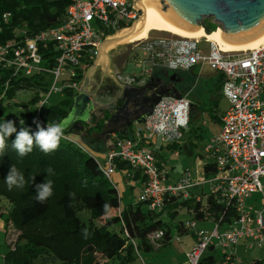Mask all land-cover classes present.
Instances as JSON below:
<instances>
[{"label":"trees","instance_id":"obj_1","mask_svg":"<svg viewBox=\"0 0 264 264\" xmlns=\"http://www.w3.org/2000/svg\"><path fill=\"white\" fill-rule=\"evenodd\" d=\"M71 2L72 0H0V47L6 44L12 47L6 56L11 58L13 48L23 45L27 37H34L40 31L63 22ZM200 26L210 34L218 25L203 20ZM113 32L114 30L108 31L105 35ZM53 51V42H47V47L39 44L44 67L42 71L31 75H26L20 69L16 70L14 65L0 63V122L4 119L14 121L17 132L21 125L16 114L24 119V126H29L32 132L37 131L32 121L38 120V117L42 127L53 122L61 123L72 107L74 96L80 90L73 84L78 87L81 85L84 72L92 64L95 55L94 51L85 50L77 64L68 66L59 81L62 98L58 102L44 105L38 113L35 107L27 111H11L10 104L35 106L47 93L50 73L45 68L55 65L57 53ZM133 56L136 57L137 53ZM163 72L170 71L154 69L151 75L157 76ZM216 72L211 90L220 93L224 77L221 72ZM173 73L179 76L183 72ZM177 85L180 95L185 94V84ZM24 90L33 92L27 105L15 102L16 95ZM209 100V116L213 119L218 99L211 96ZM192 104L200 111V105L192 102L191 106ZM194 116L190 112L188 127L182 131L186 134L185 140L167 143V147L193 153L198 144L196 139L202 138L201 124L193 125ZM106 118L108 115L101 119L92 117V126L82 134L83 139L99 151L105 149V144L95 139L91 132L100 131ZM132 125L129 126L127 135H117L131 137ZM66 130L64 128L59 147L47 155L34 145L31 153L20 158L11 147L16 133L8 138L5 155L0 160V201H6L10 208L6 210L0 203V217L6 226H13L16 236L4 254V264H139L137 253L153 252L170 242L173 236L171 227L181 233L191 230L185 225L187 221L195 223L198 220H210L218 231H226L239 216L234 198L211 189L208 193L191 195L181 192L166 193L158 210L149 209L148 202L141 200L139 196L137 200H129L122 205V193L117 184L103 175L97 158L74 142ZM114 164L116 171H120L124 178L129 174L134 179L145 182V175L141 170L131 166L126 160L115 157ZM11 165L23 172L26 180L36 175L34 182L27 183L23 189L14 187L9 191L4 183V176ZM214 167V162H206L204 174H213ZM48 169H51L50 173L47 172ZM45 178L52 180L53 194L39 203L35 200V185L44 182ZM182 208L189 211L191 219L176 220L178 209ZM165 210H168V219L174 223L171 227L163 218ZM158 231L162 232L160 237L153 238L152 235ZM216 245L215 240L207 245L198 264L222 263L223 255H219L218 259L215 254ZM256 263L264 264V260L236 263L234 254H231L228 261V264Z\"/></svg>","mask_w":264,"mask_h":264},{"label":"built area","instance_id":"obj_2","mask_svg":"<svg viewBox=\"0 0 264 264\" xmlns=\"http://www.w3.org/2000/svg\"><path fill=\"white\" fill-rule=\"evenodd\" d=\"M139 14L134 0H72L63 22L27 37L23 45L13 48L11 58L6 55L12 47L1 46L0 63L14 65L26 75L42 71L39 44L47 47V42H53L57 53L55 65L45 68L50 73V84L47 93L34 106L38 113L51 93L61 91L59 81L68 66L77 64L85 50L95 52L105 33L129 25ZM202 38L210 43L207 49L200 46ZM136 42L137 63L148 69L145 67L139 74L132 75L119 73L118 80L122 84L140 85L154 69L174 72L209 66L223 74L221 95L227 99L228 107L221 115L220 131L204 148L215 163V172L209 177L210 189L234 198L239 216L226 231H218L216 225L211 232L195 229L194 222L189 221L185 225L193 229L195 236L186 254L187 264H198L207 245L214 240L222 249L223 262L228 263L239 239L248 238L259 245L263 241L264 212L252 214L244 208V201L253 192L264 193L261 182L264 178V43L254 49L226 51L205 36H154ZM73 86L81 88V85ZM190 107L186 93L179 97L162 96L131 137L112 136L113 148L106 151L104 166L99 163L103 175L112 179L116 171L115 157L140 169L145 182L139 198L148 202L149 209L153 210L161 208L166 193L187 195L199 182L194 172L185 168L175 183L168 184L166 170L157 164L151 150L141 145V141L159 137L163 142L173 143L180 139L182 131L188 127ZM161 233L158 231L152 237L158 238ZM137 257L139 264H147L141 254L137 253Z\"/></svg>","mask_w":264,"mask_h":264},{"label":"water","instance_id":"obj_3","mask_svg":"<svg viewBox=\"0 0 264 264\" xmlns=\"http://www.w3.org/2000/svg\"><path fill=\"white\" fill-rule=\"evenodd\" d=\"M140 2L141 0H134V7L140 12L139 16L129 25L104 36L96 47L94 57L100 54L105 41L117 40L132 32L135 23L143 15ZM162 4L164 7H161ZM156 7L169 23L187 31L198 30L204 17H213L222 26L220 37L229 44L245 42L264 33V0H158ZM124 29L130 30L121 35L122 37L117 36ZM93 65L92 62L90 66ZM174 76L172 73L171 77ZM150 81L151 78L140 86L121 83L116 97L122 103L109 110L110 115L103 121L101 130L93 131L91 135L103 144H108L114 134L127 135L131 124L143 123L162 96H180L176 88L158 87L155 91L147 92ZM96 103L94 96L83 86L74 96L72 107L62 121L68 134H82L89 129L90 126L86 123L89 122ZM107 148L112 149V143Z\"/></svg>","mask_w":264,"mask_h":264},{"label":"crops","instance_id":"obj_4","mask_svg":"<svg viewBox=\"0 0 264 264\" xmlns=\"http://www.w3.org/2000/svg\"><path fill=\"white\" fill-rule=\"evenodd\" d=\"M171 73H173V72H171ZM84 75H85V72H84ZM84 77L85 76H83V79H82V82H81V88H80L79 91H81L83 86H85L89 93H93V96H94V98L97 101V103L93 107V110H92L93 113L90 116V118H91V117H94L95 113L98 114V110L101 109L104 104L94 93V88L96 87V81L90 80V79L84 78ZM147 77L148 76L145 77V80H146ZM143 83L140 84V85H143ZM140 85H137V86H140ZM220 95H221V92H220ZM208 99H211V97L208 98ZM190 101L192 103L191 99H190ZM15 102L18 103L17 101H15ZM210 107H211V105H210ZM227 107H228V105H227ZM29 108L31 109L32 106H30ZM226 108L225 109H220L218 112H217V110L215 111L213 120L217 121V126L213 129L212 133H210V135L206 139V141H205V143L203 145V151H199L198 152V151L194 150L193 153L189 154L188 152H181V151H179L177 149L172 150L171 148L166 146L167 142L161 141L159 137H153V138L146 139V140L143 139L141 141V145H143L144 147H147V148H149L151 150V152L153 153V155H154V157L156 159L157 164L160 167H162L163 169L166 170L167 183L168 184L175 183L178 180V178L180 177V175L183 172V170L185 168H190L194 172L195 178L199 182H198V184H196L195 186H193V187H191L189 189L188 195L199 194V193H202V192L203 193H208L210 191L211 182L209 181L210 180L209 177L211 175H213L214 173L209 175V176H206L204 174V165H205L206 162H208V161L209 162H214V160L210 156V154L205 150L204 147H205V144L208 142V140L212 136L216 135L220 131V129H221V119L220 118H221V115L224 112V110H226ZM194 110L196 112V108H195L194 104H192V106L190 107V112L194 113ZM200 111H201V113L204 112V108L202 106H201ZM200 111H199V113H200ZM189 119H190V114H189ZM188 123H189V121H188ZM202 123L204 124V121H202ZM134 124L135 123H133V125H132L133 133L135 131H137L138 129H140L142 127L143 123H141V124H137L136 123V126H134ZM86 125H87V123H86ZM77 134L82 139L81 141L78 140V139H75L72 136L71 137L74 140H76L78 143H80L87 151L92 153V151H90V149L86 146L89 143L86 140L83 139V137H82L83 133L82 134L81 133H77ZM182 136H184L183 133H182ZM182 136L180 137V139H178L179 141H182L181 140ZM202 138H203V135H202ZM111 143H112V140H111V142L109 141L108 144H105V149L103 151H99V150H96L94 148V150L96 152H98V153H100L102 155V161L103 162L105 160V153H106L107 150H109L107 148V145H110ZM197 145H196V147H197ZM169 153H172L174 156H180L181 154H185V155L197 157L196 160L199 161V162H197L199 164V166L197 168H195V167L193 168L190 165H186V166L183 167V170L180 171L175 176L174 174H172V172H170L171 170L169 171V169H168L167 155ZM92 154L95 156L94 153H92ZM98 161H99V163H102L100 160H98ZM126 175H128V176H125V178H124V176L121 174L120 171H115L111 178H112V181L115 182L118 185L117 187L119 188L120 193H122V197L124 196L123 198H126V201L137 200V199H135V197L138 198V196L140 195V192H141L142 187H143V183L138 181V180H136V179H134L129 174H126ZM205 186L206 187L208 186V190H206ZM0 203L5 207L6 210H8L10 208L9 204L6 201L1 200ZM244 208L246 210L250 211L254 215H257V213L260 212V211L264 212V193H262V192H253L250 196L246 197L245 201H244ZM180 215H182V217H183L182 220H188V219L192 218V215L189 213V211H186V209H184V208L178 209V212L176 214V219ZM163 218H165V219L169 218L168 210H165L163 212ZM214 227H215V224L212 221H210V220H198V221H196L194 223V228L195 229H202V230H205L207 232L213 231ZM192 230H187V231L181 232V233H178L175 230V232H176L175 233V236H176L175 240L176 241H173L172 238H171L170 242L165 246V248L168 249V253L167 254H169V253H171L173 251V249H175L174 246H173L175 244V242L178 243L176 245V249H178V253L173 251L174 254H169V256H168L169 259H171V260L174 259V262L172 264H187V255L186 254L189 252L190 248L192 247V245L194 244V241H195V236L192 233ZM15 236H16V233L14 231L13 226L11 224H8L6 226V223L4 222L3 218L0 217V264H4V259H3L4 258V254L7 251V249L9 248V243L15 239ZM263 241H264V234H263ZM254 245L255 244H254V242L251 239H248V238L239 239L238 242L232 248V252H233V254L235 256V262L236 263H239V262L248 263V262H250L253 259H263L264 260V254H263L264 251H257L256 252L255 249H254L255 248ZM260 245H262V243ZM260 245L258 244V246H260ZM157 250L159 251L161 249H157ZM163 255L165 257L166 254H163ZM220 255H223L222 249H221V254ZM249 257H251V258H249ZM253 257H259V258H253ZM166 258H162V259L158 258L157 260H155L154 264H164L163 261ZM222 258H223V256H222ZM220 259H221V257H220ZM145 261H146V259H145ZM147 264H152V263H147ZM220 264H228V263H224L222 261V263H220Z\"/></svg>","mask_w":264,"mask_h":264},{"label":"rangeland","instance_id":"obj_5","mask_svg":"<svg viewBox=\"0 0 264 264\" xmlns=\"http://www.w3.org/2000/svg\"><path fill=\"white\" fill-rule=\"evenodd\" d=\"M162 7H164L163 4H162ZM204 20L207 23H213V24L218 25L216 26L214 31H216L217 29H220L221 31L223 30L222 26L216 23L213 17H204ZM172 35H176V34H173L167 31H158V30H152L148 33V37L172 36ZM136 43H137L136 40L116 43L113 47L106 49L105 50L106 53H104V55H101L102 52H100V54H98L97 57L96 56L94 57V60H93L94 65L89 66V68H87V70L85 71L84 78H88L90 80L96 81L99 75L104 76L106 74H112V71L114 67L117 65V63H120V66H119L121 70L120 72L123 75L139 74V72L146 66L143 65L142 63H137V56L136 57L133 56L135 53H137V50H134ZM209 45L210 43L208 41H205L202 38L200 46L207 49ZM152 72L153 71L149 72V74L151 75ZM182 72L183 73H180L181 75L179 74V76H176L177 84H180L182 86H184L183 84H185V86L187 87V90L185 89L184 91H186V93L188 94V97L192 100L193 103L201 105L204 108V112L202 113L201 111L199 113V110H196V112L194 110V113H193L195 114L194 116L195 121L193 125L201 124V128H202L203 138L196 139L197 140L196 142L198 143V145L194 149L195 151L199 152V151H203V145L206 139L208 138L210 133H212L213 129L217 126V121L211 119L209 116V111H211V108H210V103H209L210 100L208 98L212 96L213 98L218 99V105L216 108L217 112L220 109H225L228 105V101L225 97L220 95L219 91L215 92L211 90L214 85L215 78L217 75L216 70L211 69L209 66H203V67L195 66V67H192L190 70L182 71ZM174 74L176 75V73ZM183 75L185 76L184 78H182ZM32 95H33V92L31 90L21 91L16 95L15 101L23 105H27L28 103L27 101L32 97ZM61 98H62L61 91L56 90L55 92L51 93L45 106H47L48 104H54L58 102ZM30 106L21 107L19 105L10 104L9 108L11 111L17 112L19 110L27 111L30 109L29 108ZM202 121H204V124L202 123ZM134 126H136V123L134 124ZM70 135L74 137L75 139H78L80 141L82 140L77 133H70ZM185 138H186V134L182 136L181 140L184 141ZM86 146L90 149V151H92V153L95 154L96 158L102 162V166H104L103 164L104 162L102 161V155L96 152L94 148L90 146V144H87ZM196 158L197 157L189 156L185 154H181L180 156H174L172 153H169L167 155L168 169L169 171L171 170L170 172H172V174L176 176L180 171L183 170V167L186 165H190L193 168L194 167L197 168L199 166L197 162L199 161L196 160ZM261 182L264 185V178L261 179ZM205 188L206 190H208V186L207 187L205 186ZM123 197L121 199L122 205H124V203L126 202V198H123ZM135 199H137V197H135ZM182 218H183L182 215H180L177 217L176 220H182ZM164 220L167 222V224L170 225V227L174 224V223H171L169 219H164ZM171 229H172V235H173L172 240L176 241L175 240L176 239L175 228L171 227ZM177 244L178 243L175 242V244L173 245L175 248L173 249V251L178 253V249H176ZM254 247H255L254 249L256 252L264 251V241L262 242V245L258 246V244H255ZM160 249L161 250L159 251L155 250L153 252L141 253V254L142 256H144L143 258L146 259L147 263L154 264L155 260H157L158 258L162 259V258L167 257L163 261V263L172 264L174 262V259L171 260L168 258V256L169 254H174V252L172 251L171 253L167 254L168 249H166L165 247L160 248ZM163 254H166L165 257ZM215 254L217 255V258L219 259V255L221 254V248L218 245H216ZM253 258H259V257H253Z\"/></svg>","mask_w":264,"mask_h":264},{"label":"clouds","instance_id":"obj_6","mask_svg":"<svg viewBox=\"0 0 264 264\" xmlns=\"http://www.w3.org/2000/svg\"><path fill=\"white\" fill-rule=\"evenodd\" d=\"M16 114V113H14ZM21 125L17 132L15 122L12 120H3L0 122V160L5 155L8 138L11 134L16 133L15 139L11 142L12 149L15 150L18 157L23 158L32 152L33 146H37L45 155L50 154L59 147L60 140L64 134V124L53 122L46 127H42L37 119H33L32 123L36 125L37 131L32 132L29 126H24L23 118L16 114ZM47 172H51L48 169ZM39 174V173H38ZM36 175H32L25 179L23 172L19 171L15 165H11L7 174L4 176V183L9 191L14 187L23 189L29 182L33 183ZM53 182L45 178L44 182L35 185V200L43 203L53 194Z\"/></svg>","mask_w":264,"mask_h":264},{"label":"bare ground","instance_id":"obj_7","mask_svg":"<svg viewBox=\"0 0 264 264\" xmlns=\"http://www.w3.org/2000/svg\"><path fill=\"white\" fill-rule=\"evenodd\" d=\"M139 4L143 9V15L135 23L132 32L127 34L125 37H122L121 35H124L130 30V29H124L117 33V36H121L122 38L113 41H105L100 51L102 52L101 55H104V53H106L105 50L110 47H113L116 43H122L133 40L137 41L138 39L140 40L142 38L144 39L148 36V33L152 30L167 31L176 34L178 36L187 37V38H196V37L205 36L208 39L216 42L222 50H226V51L254 49L264 43V33H262L261 35H259L254 39L245 42L229 44L226 43L224 40H222V38L220 37V32H221L220 29H217L216 31L210 34H207L201 26L196 31H187L172 25L162 17L161 13L156 7L158 5V0H141Z\"/></svg>","mask_w":264,"mask_h":264},{"label":"flooded vegetation","instance_id":"obj_8","mask_svg":"<svg viewBox=\"0 0 264 264\" xmlns=\"http://www.w3.org/2000/svg\"><path fill=\"white\" fill-rule=\"evenodd\" d=\"M119 66L120 63H117L112 71V74H106L104 76L99 75L96 79L94 93L104 104L102 108L98 110V114L94 115L98 119L103 118L104 115H108L109 117V110L114 109L122 103V100L116 97L121 84V82L118 80V75L120 73ZM171 74V72H163V74H159L157 76L149 75L143 83L146 84L151 78V81L147 86V92L155 91L158 87H167L169 89L176 88L179 92L176 75L171 77ZM184 77L185 76L183 75L182 78ZM90 94L93 95V93ZM91 120L92 117L87 123V125L90 127L92 126Z\"/></svg>","mask_w":264,"mask_h":264}]
</instances>
